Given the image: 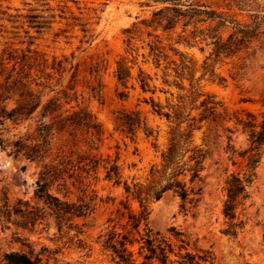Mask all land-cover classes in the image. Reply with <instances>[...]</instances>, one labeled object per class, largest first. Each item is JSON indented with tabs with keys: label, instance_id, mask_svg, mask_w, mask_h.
I'll use <instances>...</instances> for the list:
<instances>
[{
	"label": "rangeland",
	"instance_id": "rangeland-1",
	"mask_svg": "<svg viewBox=\"0 0 264 264\" xmlns=\"http://www.w3.org/2000/svg\"><path fill=\"white\" fill-rule=\"evenodd\" d=\"M182 3L225 15L228 21L249 23L253 16L264 17V0ZM162 7L152 0H0V51H29L38 56L40 72L35 81L41 84L35 88L40 104L32 119L17 125L4 121L0 125L1 137L33 131L40 123L50 124L54 115L42 117L43 107L49 100L58 99L59 111L55 115L62 113L63 117L77 119L80 111L82 119H90L101 133L97 149L89 151L88 135L77 132L78 150L72 161L75 163L77 155L86 158L90 154L109 161V165L115 162L122 181L130 183L131 178L143 179L149 167L158 162L166 132L177 124L154 114L153 105L172 114L181 105L185 107L181 112L184 118L190 107H198L202 99L210 101V97L217 104L210 121L197 122L199 113L209 115L204 108L190 113L196 118L192 123L194 144L205 153L197 201L192 207L187 204L183 211L179 199L171 192L165 193L147 204V225L153 233L166 237L167 230L174 227L190 240L189 251H210L214 264H264V152L250 187V198L238 209L246 221L243 231L236 238L220 233L223 180L232 172H242L245 164L239 158L230 160L227 152L229 146L238 151L246 148V135L236 121L251 116L257 121L264 118V48L258 49V42H254L247 53L216 59L210 56L211 40L194 30L218 26L225 38L230 24L220 27L218 18L207 20L197 12L189 14L192 18H180L170 32L160 27L154 30L153 14ZM31 13L41 17V29L28 27L23 16ZM86 30L87 35L83 32ZM118 62L122 82L114 76ZM76 64L78 71L73 75ZM141 76L148 83L146 92L140 88ZM196 94L202 96L189 105ZM122 111L138 115L158 131L156 151L151 145L153 139L145 138L141 130L134 138L125 134L119 119ZM73 142L66 134H55L53 154L64 146L62 150L68 156ZM104 163L95 175L74 187L70 180L64 189L57 191L56 185L51 188L50 193L61 200L88 206L86 215L67 217L59 224L50 209L34 196L39 166L8 156L0 149V264H6L4 255L12 251L38 256L42 264H111L96 239L108 226L119 229L127 219V211L123 209L126 197L122 187L104 180ZM128 204L132 211H139L137 201L129 200Z\"/></svg>",
	"mask_w": 264,
	"mask_h": 264
},
{
	"label": "trees",
	"instance_id": "trees-1",
	"mask_svg": "<svg viewBox=\"0 0 264 264\" xmlns=\"http://www.w3.org/2000/svg\"><path fill=\"white\" fill-rule=\"evenodd\" d=\"M152 1L164 5L153 14V23L156 25L154 30L160 27L163 31L170 32L180 18H185L189 14L194 15L197 12L204 14L207 20L213 21V18H218L220 27L230 24V31L225 38L218 26L208 27L201 31L194 30V33L197 32L211 40L209 44L213 48L210 56L216 59L219 56L233 58L247 53L254 42H258L256 43L258 49L264 48V17L253 16L249 23L234 19L228 21L225 15L216 14L214 11H199L192 4H183L182 0ZM183 7L187 9L182 11ZM173 13L176 15L174 16ZM191 15L188 17L192 18ZM23 18L26 19L29 28L35 30L42 28L43 21L39 20L41 17L31 13ZM83 32L87 35L89 31ZM37 60H39L38 56L32 55L29 51L27 53H17L9 49L0 51V125H3L4 121L17 125L32 119V114L40 104L39 95L35 89L41 85L35 81L40 72L37 70L39 66ZM242 60L247 59L242 56ZM78 67L79 65L76 64L73 75L77 73ZM139 73L142 75L141 71ZM114 76L118 82L124 80L120 62L117 63ZM237 76L239 74L235 77ZM219 80L224 81L222 77ZM139 83L143 92L148 91V83L144 77H140ZM201 96V94H196L191 98L189 105L195 104ZM208 99L210 101L202 99L198 107H190L184 118L181 112L185 110V107L181 105L176 107L177 110L173 114L162 112V107L153 105L154 114L160 118L165 117L167 121L172 119L177 124L166 132L164 146L159 150L158 162L149 167L143 179L131 178L130 183L127 180L122 181L115 162L109 165V161L96 159L95 156L90 157V154L86 158L77 155L75 163L72 161V155L78 150L76 147L77 132L80 135L82 133L88 135L86 144L89 151L97 149L96 143L100 142L101 133L90 119H82L80 111L76 114L77 119L63 117L62 113L55 115L59 111L58 99L49 100L43 107L42 117L45 114L54 115L50 124L40 123L33 131L27 130L24 134H13L5 139L1 137L2 132H0V149L6 151L8 156L21 157L39 166L37 179L34 182V196L50 209L59 224L67 220V217L86 215L88 206L82 202L76 204L61 200L50 193L51 188L56 185L57 191L59 188L64 189L67 181L70 180V185L74 187L75 184H80V180L83 181L90 175H95L101 162H105L103 165L104 180L114 187H122L126 197L123 209L127 211V219L119 229H116L114 225L108 226L96 239V244L108 256L111 264H214V257L210 251L200 249L196 252L189 251L190 240L174 227L167 230L168 237H166L153 233L147 225L149 215L147 204L159 200L165 193L171 192L177 197L183 211H186L187 204L192 207L197 201L196 196L200 191V174L205 153L202 148L194 144L195 126L192 123H196V118L195 116L190 117V113L193 110L204 108L209 115L199 113L197 122L210 121V116L217 104L210 97ZM10 102L13 106L9 107ZM180 102L183 105V101ZM119 119L126 135L134 138L137 131L141 130L145 138L153 139L152 148L155 151L159 148L156 143L158 131L148 127L138 115L122 111L119 113ZM184 123L186 127L181 128ZM236 124L241 126L246 135L247 144L246 148L241 151L234 149L233 146L227 148L230 160L239 158L245 162L242 172H232L223 180L225 198L221 208L223 228L220 233L230 238H236L245 227L246 221L243 215L238 213V209L243 207L250 198V187L264 152V118L257 121L254 116H251L245 120L238 119ZM1 131L9 132V129L2 128ZM153 133L157 134L153 135ZM55 134L56 136L66 134L75 141L73 148L69 149L68 156L62 150L64 146H59L53 154ZM82 162L84 164L79 167L78 165ZM82 174L85 175L84 178ZM129 200L138 202L139 211L137 213L130 209ZM80 243L82 244L81 241ZM79 248L86 249L82 246ZM4 261L6 264H42L38 256L19 251L6 253Z\"/></svg>",
	"mask_w": 264,
	"mask_h": 264
}]
</instances>
